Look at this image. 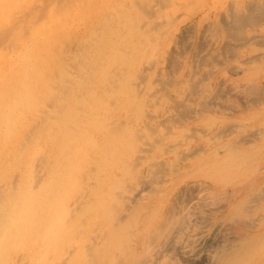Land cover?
<instances>
[{
	"label": "rangeland",
	"instance_id": "obj_1",
	"mask_svg": "<svg viewBox=\"0 0 264 264\" xmlns=\"http://www.w3.org/2000/svg\"><path fill=\"white\" fill-rule=\"evenodd\" d=\"M8 1L11 2L12 0H0V5H1L0 15L4 13L2 12V7H3L2 5L7 4ZM134 1L137 3H135ZM129 2H131L133 5L130 4ZM253 2L256 4H254ZM153 4L154 7L152 6ZM19 6H20L19 9L15 8L16 11H14L15 9L13 10L11 9L10 11H8V13H4V14H9V17L11 18L10 27H3L2 25L4 22L0 23V51L2 55L0 61H5L7 54L11 53L15 49V46L13 44V39H15L16 37H21L22 40L24 39L25 42H28L31 38V35L34 33L33 31H35L36 33L40 31L38 35L40 34L43 35L44 33L42 31L44 32L46 31L44 35L48 36V39H50V42L52 44L50 51L48 52V56H51L52 54L58 55L55 61L56 63L53 66V69L52 66H50V68L52 69L51 72L49 68L44 71L46 74L45 76L47 81L49 78L48 81L49 84L46 90V94L43 97H41L39 101L35 103L37 104L36 106L34 104L35 108H33V112L30 113L31 115H34V117L32 118L30 124L25 130L26 131L25 138L27 140L30 139V137L39 128L42 119H44L46 116H49L54 120H59V123H61L63 127L68 125L67 122H69L70 119L72 118L78 117L79 120V118H81L85 114L83 107L85 106L84 104H86L84 103L85 100L87 101L90 107L92 106V112L94 113L93 115L95 118V120L90 121L92 118L88 117L89 122L87 121V124H91V125L93 124L92 126H94L96 120H97L96 122H99L97 123L98 124L97 126L99 128L97 126L94 129L88 128V132L94 134L93 141L95 145L98 146L99 151L97 152L95 149H89L88 151L90 158L88 159L89 163L85 165L86 166L85 168L84 167L82 168V171L83 169L85 171H83L79 176L80 187L82 192L79 191L80 187L76 189L77 190L76 192H74V194H76L77 197L79 196L78 199L81 200L80 203L84 204L85 206H86L85 203H88L87 205L92 203V206L91 204L89 207L87 206L88 210H86L87 207L84 206L81 209L83 213L78 212L80 209L75 211L73 213L74 218L76 219V217H78V219L77 220L73 219V220L74 222L76 221L77 223H72L73 226L71 227L69 226L70 224L67 225L68 222H66L67 228L66 227H65L66 229L63 228L64 239L66 238L65 236L68 235V234L65 235V232H67L69 233V235L71 234L70 235L71 237L77 239L80 238L83 240L84 245H83V249L82 250L80 249L81 250L80 253L85 258L84 260L82 259L83 257L80 258L82 260L81 262L79 260L77 264H81V263L104 264L105 262H106L105 264L108 263L111 264L110 260L113 256L115 260H113L112 258L111 261L112 264H116L118 262H119L118 264L120 263L129 264V262L130 264H137L140 262L142 264H147V262L148 264H154V263L155 264H161V263L162 264H166V263L167 264H237V263L264 264V244H263L264 243L263 240L264 238V192H263L264 191V57H263L264 45H262L264 44L263 42L264 41L263 39L264 38V17H263L264 0H147V1L146 0H20ZM115 6L118 8H116ZM132 6H134L133 7L134 11ZM138 7L139 9H137ZM140 7L142 8L144 7L143 11L142 8ZM108 8L110 10H108ZM135 8L136 11L138 10V12L140 13L141 11L142 13L144 11L146 12H144L143 16H141L142 14L136 12ZM127 9H129L130 11L127 12ZM81 11H83V13ZM148 11L150 13L152 11V14L150 13L148 14ZM53 12L56 14H62V16L65 18L64 21L62 19L60 23L62 24L65 22L63 25H65V28H67L65 29L66 34L59 36L57 33L56 34L53 33V30L60 25V23L53 22L55 19H49V14L51 13L53 14ZM145 13L147 15H144ZM161 13L162 14L164 13V15H162ZM176 14H178L179 16H176ZM148 15L150 16L149 18ZM153 15L156 17V20L155 17H153ZM108 16L110 17L108 18ZM146 19L148 20V22L146 21ZM77 21H79V24H81L80 27L82 29L74 28L76 27L75 22ZM162 21L163 24H161ZM132 22L133 24L136 25L137 28H135L134 25L132 26ZM144 22L146 23L147 26H145ZM139 23L143 24V26H141ZM122 24L124 25L126 24L124 28H122L123 27ZM129 25H131L132 27L131 26L129 27ZM154 25L157 26L155 27ZM48 26L52 27V29L50 30L51 32L47 29ZM152 26H154L156 29L153 30ZM224 26L227 27L225 28ZM69 28L71 29L69 30ZM143 28L145 30L142 32ZM129 29L132 31H130ZM134 29L135 32H133ZM137 29L138 30L141 29V30L138 32ZM72 32L74 33L72 34ZM136 32L138 35L136 34ZM225 32H228V34ZM130 33L131 35H129ZM144 33L145 34L147 33V36L143 35ZM77 34L79 36H77ZM43 36H39V40L40 38L43 39ZM201 36L203 37L201 38ZM261 39L263 40L261 41ZM116 42L117 43L121 42V43L117 45ZM214 43H218V44H214ZM108 49L111 50L109 53L110 55L120 54L123 55L124 57L122 56V59L117 56L108 55V57H106L105 50ZM60 50L61 52L63 51L62 55H60ZM129 52H131L130 54L132 56L129 54ZM146 53L149 55H147ZM136 56L137 58L140 57L139 61H137L138 59L136 60ZM142 56L146 57L145 60H142L143 59ZM127 58L129 61L127 60ZM131 58H133V61ZM150 60H152V62H150ZM63 62H66V65L65 63L63 64ZM82 62L85 63V65H83ZM149 62L150 64L151 63L153 64L150 65L148 64ZM141 64L143 67L141 66ZM145 65H148L146 66V68L149 69L150 67L151 70L149 69L146 71V69L144 68ZM134 66L136 67V69ZM115 67L116 70H114ZM53 71H55V73H53ZM63 72H65L64 75ZM144 74H147L149 76L147 75L145 76ZM61 75H63V77ZM107 76L110 77L108 78ZM155 76L157 78H155ZM130 77L133 78L134 80L131 79ZM150 77L152 79H150ZM93 78L96 80H94ZM159 78H161V80H159ZM121 80L123 82H121ZM162 81L165 83H163ZM80 84L83 88L79 86ZM85 85H88L87 88L85 87ZM84 88L87 92H91V93L96 92L97 96L95 97L97 98L93 97L90 98L89 100L83 98L84 92H86ZM251 88H253L254 90ZM106 89L108 90V92ZM163 89L165 90V92L163 91ZM167 94L169 96H167ZM72 96H74L75 98L77 97L78 104L76 106L75 104H73V101L71 99ZM92 103L95 104L93 105ZM70 105L75 106V110L78 111L79 115L74 114L73 110H72L73 112L71 110L69 111L68 108L70 107ZM65 106H67V109ZM171 106L174 109L171 108ZM104 107L106 108L104 109ZM64 108H65V112L63 111ZM62 111L64 112V114ZM160 111L162 112V114L160 113ZM92 112L90 111L88 113H92ZM165 114L166 117L169 116L167 117L168 119L165 117ZM70 115L71 117L69 118ZM101 115H104V117ZM134 115L136 116V118ZM172 115L173 117H171ZM67 117L69 118V121ZM169 118H171V120ZM177 118L178 119L180 118L179 121L176 120ZM121 119H123V121ZM143 122H145L146 124ZM159 123H161L162 125H158ZM102 124L103 126H101ZM175 125L177 126V128ZM150 126L152 127L150 128ZM130 127L131 129H129ZM111 130L114 131L113 134ZM202 130L206 132L204 133L202 132ZM116 131L119 132L117 133ZM151 132H154L155 134L152 133L151 136ZM172 132L174 133V135H172L173 134ZM155 135L156 138H154ZM115 137H117V140ZM151 137L154 138L155 140L154 139L152 140ZM108 138L109 139L111 138L109 140L110 143H108L109 142ZM21 144L22 141L20 142V145ZM201 146H203L204 148H202ZM149 147L150 149H146ZM104 149L105 151L108 150L107 151L108 153L105 152ZM199 149H201V151ZM102 150L104 151V153H106L105 155L102 153ZM217 152H219L220 154L218 153L219 154L218 155ZM139 154L140 155L142 154L141 155L142 158L141 156H139ZM181 154L183 157H185V159L182 158ZM104 156H106V158ZM136 157L137 159H135ZM162 158L168 162H166ZM114 160L116 161L113 162ZM161 160H163V162ZM150 161H153L154 163L152 162V164H150ZM132 162L134 163L131 164ZM135 163H137V165ZM138 163H140L142 166L140 167ZM111 164L113 165L112 167ZM128 164L131 166H128ZM162 164L165 166V168L168 169L170 168V169L169 170L165 169ZM148 165L149 167H151L150 168L151 170L153 169L152 170L153 172L149 169ZM124 167L127 168L125 169ZM146 172H151V173H146ZM135 173L137 174L138 177H136ZM146 174L149 175L147 176ZM91 175L92 177H88ZM144 176L147 177L143 179ZM160 176L162 177L164 176V177L161 179ZM82 178H84L85 180ZM135 178H137L136 181L134 180ZM155 178H157L158 181L155 180ZM165 179L167 181H164ZM154 180L156 181V183L154 182ZM159 181L161 182L159 183ZM179 182L182 183V186L181 183ZM178 184L180 187L178 186ZM128 185L130 188L128 187ZM131 185L133 186L132 187L133 189H131ZM108 186H113V187L111 188L109 187L110 188L109 190V188H107ZM134 186L136 189L134 188ZM122 187L124 191L122 190ZM152 188H155L156 190ZM157 188L158 189L161 188L160 191H157ZM149 189L150 191L151 190L153 191L150 192L148 191ZM201 191H203V193ZM104 192L106 194H104ZM119 192L120 194L118 195ZM102 193L104 194L105 197L102 196L103 195ZM206 193L208 194V196H205L207 195ZM128 194L131 196H129ZM115 195L117 196V199ZM110 196H112V199L114 198V200H112ZM137 197H138V201H137ZM96 199L97 201H95ZM167 199L170 200V202ZM93 201L95 202L93 203ZM101 202L106 205L102 204V206H100ZM216 202H218L219 204ZM95 203L98 204L96 205ZM126 203H128L129 205H127ZM109 205L112 206V208ZM98 206L100 207L96 208ZM107 206H109L110 209L109 207L107 208ZM189 206L191 207V209ZM246 206L249 207L250 209L247 208ZM127 207L129 208L128 209L129 211L127 210ZM158 207L159 209H157ZM102 208H105V211ZM106 208L108 209V211H106L107 210ZM113 208L114 210H112ZM132 208L134 210L136 208L137 211L136 210L133 211ZM139 208L140 210H138ZM186 208H188V210ZM115 209L117 212L115 211ZM100 210L103 214L99 212ZM125 212L128 213L125 214ZM129 212L131 215H128ZM155 212L157 217H155L156 216ZM96 213L98 216L96 215ZM115 214L118 217H115ZM124 214L128 216H125ZM100 215H104L105 219L103 218V216L100 217ZM119 215L121 216V218L119 217ZM161 215L162 216L164 215L167 220L165 218L163 219ZM131 216H134L133 219L134 221L131 220L133 218V217L131 218ZM90 217L92 218V220ZM96 217L98 219H96ZM111 218L113 219V221L111 220ZM107 219L109 221H107ZM117 220L120 223L117 222ZM127 220H130L128 221L129 222L128 224L129 225L131 224L132 227L128 226L127 223H126L127 226L124 224L125 221ZM108 222L109 224L105 226L106 223ZM94 223L95 224L98 223V225L96 224V226H94L95 225ZM115 223H119L121 229L118 226L119 224H117V227H115L116 225ZM87 224L89 225V227L86 226ZM123 224L125 226H123ZM77 225L79 227H77ZM111 226L112 228L110 229L109 227ZM133 226L136 227V229L135 228L132 229ZM155 226H157V228ZM229 226H231V228ZM74 227H76L75 230ZM114 227L115 228L119 227V228L118 230L117 229L114 230L113 229ZM107 228H108L107 230L108 232L106 231ZM124 228H126L127 231ZM145 228H149L148 230L151 231L147 233V229ZM257 228L260 230L258 231ZM123 229L125 232H123ZM152 229L155 230L152 231ZM120 232L125 236H122ZM127 232L130 233V236L129 233ZM136 232H139V234L135 235ZM144 232L146 233L144 234ZM199 232L200 234L202 232L204 234L202 233L200 235ZM108 233L109 234L111 233V235H107ZM114 233H116V235ZM149 233H150L149 235L150 238L148 236ZM193 233L196 234L194 235ZM224 233L227 235L226 240L229 242L226 241L223 243L220 242V240L222 241ZM97 234H99L98 235L99 237L97 236ZM101 234L107 235V236L103 235L104 241H103V237L100 236ZM117 234L118 236L121 235L120 236L121 238L124 237L122 238L124 242L122 241L121 238H120L121 240H119V238L116 237ZM93 236L96 237L93 238ZM110 236L112 237L114 236V237L112 238ZM145 236L148 237L146 238ZM106 238L107 240H105ZM127 238L129 239V241L127 240ZM89 239L94 240V245H92V248L90 249V250L92 249L94 250V251L92 250V254L95 255L96 257L99 256L98 258L94 256L96 258L94 260L91 251L89 253H86L87 248L91 246ZM114 240L115 241L119 240V242L114 243ZM258 240L262 242L260 243L258 242ZM99 241L100 242L103 241V242L100 243ZM106 241H108L109 243H107ZM125 241L129 242L130 246L128 245L129 243H126ZM64 242L63 243L65 244V247L69 248L70 245L68 244L70 243L68 242V240L65 239ZM119 243L120 245H118ZM110 244L113 247L111 246L110 248ZM155 244L156 246H159L160 249L156 246L153 247V245ZM252 244H254V246H252ZM86 245L89 246L87 247ZM85 246L87 248H85ZM144 246L147 248H145ZM186 246H187L186 251L189 253V256L183 253V248ZM107 247L110 248V252ZM117 247H119V249L122 247L123 249L122 250L120 249L121 251H118L119 249ZM128 247H131V251ZM149 247H151V249L153 248H157V249H154L152 252V250L149 249ZM96 248H98L100 252L98 249L96 250ZM102 248H103V252L101 253ZM125 248L127 249V251ZM112 249H114L115 251ZM124 249L125 251L123 252ZM258 250L260 251V253H258L259 252ZM97 252H99L98 255L96 254ZM119 253L121 254L119 255ZM140 253L144 257L142 255L140 256ZM149 253H153L152 256ZM87 254H91L92 257L89 256V258L90 257L91 258L89 259L87 257L86 259ZM104 254H106L107 257ZM116 254L119 257H117ZM122 254L123 256H125L124 257L126 259L125 261L124 258H122L123 257ZM127 254L128 256H126ZM147 254H149V256H147ZM133 257L136 259H134ZM119 258L122 259L120 260ZM152 258L155 259L154 261H158V262H154ZM106 259L107 261H105ZM92 260L95 263H93ZM86 261L89 262L87 263ZM134 261H136V263H134Z\"/></svg>",
	"mask_w": 264,
	"mask_h": 264
},
{
	"label": "bare ground",
	"instance_id": "obj_2",
	"mask_svg": "<svg viewBox=\"0 0 264 264\" xmlns=\"http://www.w3.org/2000/svg\"><path fill=\"white\" fill-rule=\"evenodd\" d=\"M19 1L20 0H12L11 2L8 1L7 4L5 5H2V12L4 13H8V11H10L11 9H15V8H18L19 9ZM147 1V0H146ZM106 2V1H105ZM135 2V1H134ZM255 2V1H254ZM253 2V3H254ZM6 3V2H4ZM110 3V2H109ZM130 4H132L131 2H129ZM137 3V2H135ZM146 3V2H144ZM149 3V2H148ZM147 3V4H148ZM162 3V2H161ZM160 4V3H159ZM238 4V3H237ZM256 4V3H254ZM105 5V4H104ZM107 5V4H106ZM113 5V4H112ZM133 5V4H132ZM142 5V4H141ZM145 5V4H144ZM143 5V6H144ZM151 5V4H150ZM1 6V5H0ZM110 6V5H109ZM131 6V5H130ZM148 6V5H147ZM154 7V4L152 5ZM158 6V5H157ZM75 7V6H74ZM105 7V6H104ZM116 7V6H115ZM134 6H132L133 8ZM137 7V6H136ZM260 7V6H259ZM77 8V7H76ZM75 8V9H76ZM118 8V7H116ZM131 8V7H130ZM131 8V9H132ZM142 8V7H140ZM147 8V7H146ZM150 8V7H149ZM152 8V7H151ZM253 8V7H252ZM78 9V8H77ZM76 9V10H77ZM103 9V8H102ZM139 9V7L137 8ZM144 7L142 8V11H143ZM256 9V8H255ZM108 10H110L108 8ZM113 10V9H112ZM123 10V9H122ZM149 10V9H148ZM153 10V9H152ZM264 10V9H263ZM16 11V9L14 10ZM107 11V10H106ZM105 11V12H106ZM114 11V10H113ZM119 11V10H118ZM126 11V10H125ZM130 10L127 9V12H129ZM132 11V10H131ZM133 11H134V8H133ZM135 11H136V8H135ZM141 11V10H140ZM138 12V10L136 12H138L139 14H142L141 16H143V13L146 12L144 11L143 13ZM235 11V10H234ZM238 11V10H237ZM80 12V11H79ZM83 13V11H81ZM101 12V11H100ZM239 12V11H238ZM260 12V11H259ZM1 14L0 16V23L1 22H4L3 23V27H10V23H11V18L9 17V14ZM112 13V12H111ZM119 13V12H118ZM123 13V12H122ZM150 12L148 11V14ZM155 13V12H154ZM158 13V12H157ZM241 13V12H240ZM258 13V12H256ZM13 14V13H12ZM93 14V13H92ZM98 14V13H97ZM130 14V13H129ZM135 14V13H134ZM152 14V11L151 13ZM162 14V13H161ZM168 14V13H166ZM99 15V14H98ZM101 15V14H100ZM104 15V14H103ZM102 15V16H103ZM107 15V14H106ZM121 15V14H120ZM128 15V14H127ZM126 15V16H127ZM144 15H147L146 13ZM164 15V13L162 14ZM13 16V15H12ZM84 16V15H83ZM116 16V15H115ZM124 16V15H123ZM131 16V15H130ZM140 16V17H141ZM176 16H179L178 14H176ZM230 16V15H229ZM250 16V15H249ZM93 17V16H92ZM97 17V16H96ZM110 16H108L109 18ZM120 17V16H119ZM150 16L148 15V18ZM153 17H155L153 15ZM236 17V16H235ZM258 17V16H257ZM264 17V16H263ZM85 18V17H84ZM83 18V19H84ZM88 18V17H87ZM118 18V17H117ZM125 18V17H124ZM123 18V19H124ZM128 18V17H127ZM136 18V17H135ZM145 18V17H144ZM158 18V16H157ZM221 18V17H220ZM241 18V17H240ZM256 18V17H255ZM49 19H55L53 22L54 23H60L61 20L63 19L64 21V17L62 16V14H56L53 12V14H49ZM77 19V18H76ZM98 19V18H97ZM121 19V20H123ZM235 19V18H233ZM17 20V19H16ZM75 20V19H74ZM99 20V19H98ZM118 20V19H117ZM145 20V19H144ZM150 20V19H149ZM155 20H156V17H155ZM175 20V19H174ZM173 20V21H174ZM254 20V19H253ZM257 20V19H256ZM97 21V20H96ZM146 21L148 22V20L146 19ZM258 21V20H257ZM138 22V21H137ZM140 22V21H139ZM225 22V21H224ZM53 23V25H54ZM65 23V22H64ZM64 23H60V25L55 28L53 30V33H57L59 36L61 35H64L66 34V30L67 28H65V25H63ZM76 23V29H80V25L79 24V21L75 22ZM89 23V22H88ZM143 23V22H141ZM145 23V22H144ZM159 23V22H157ZM208 23V22H207ZM222 23V22H221ZM52 24V23H51ZM93 24V23H92ZM131 24V23H130ZM138 24V23H137ZM140 24V23H139ZM153 24V23H152ZM155 24V22H154ZM161 24H163V21L161 22ZM170 24V23H169ZM233 24V22H232ZM242 24V23H241ZM90 25V24H89ZM88 25V27H89ZM124 28V24H122ZM135 26V24H133L132 22V26ZM141 26H143V24H140ZM225 25V24H224ZM246 25V24H245ZM41 26V25H40ZM52 26V25H51ZM51 26H48L47 29L50 31L52 29ZM75 26V25H74ZM131 25H129L130 27ZM131 26V27H132ZM140 26V27H141ZM145 26L146 23H145ZM155 26V25H154ZM152 26V29L155 30L156 26L154 27ZM160 26V24H159ZM230 26V25H229ZM235 26V25H234ZM67 27V26H66ZM72 27V26H71ZM128 27V28H129ZM139 27V28H140ZM166 27V26H165ZM225 27V26H224ZM227 27V26H226ZM225 27V28H226ZM93 28V27H92ZM109 28V27H108ZM111 28V27H110ZM148 28V27H147ZM146 28V29H147ZM241 28V27H240ZM38 29V28H37ZM44 29V28H43ZM71 28H69L70 30ZM82 29V28H81ZM88 29V28H87ZM160 29V28H159ZM41 30V29H40ZM74 30V29H73ZM89 30V29H88ZM92 30V29H91ZM113 30V29H112ZM130 30V29H129ZM138 30V29H137ZM136 30V31H137ZM141 30V29H140ZM138 30V32L140 31ZM145 29L143 28L142 32L144 31ZM150 30V29H149ZM148 30V31H149ZM240 30V29H239ZM38 31V30H37ZM42 31V30H41ZM127 31V30H126ZM132 31V30H130ZM215 31V30H214ZM233 31V30H232ZM34 33L31 35V38L28 42H25L24 39L22 40L21 37H16L15 39H13V44L15 46V49L11 52V53H8L7 56H6V59L5 61H0V264H77L78 261L83 259L85 257H83L81 255V250L83 249V240L82 239H77V238H74V237H71L69 235V233L65 232V239L68 240V242L70 244L69 248H66L65 247V239L63 237L64 233H63V228L66 229L67 225L69 226H73L72 223H77L76 221L74 222L73 219L74 218V212L77 211L78 209H80L78 212L80 213H83V211H81V209L85 206L84 204L80 203L81 200H79V196L77 197L76 194H74V192H76L79 187H80V180H79V176L80 174L85 171L83 169L82 171V168L86 167L85 165L89 163V154H88V151L89 149H95L97 152L99 151L98 150V146L95 145L94 141H93V135L94 134H91L88 132V128H96V126L98 125L97 123L99 122H96L95 121V125L92 126L91 124H87V121L89 122V118L88 117H91L92 120H95L94 118V113L92 112V106L90 107L89 104L87 103V101L85 100L84 104L85 106L84 107V112L85 114L79 118L78 120V117L76 118H72L70 119L69 121V118L71 117V115L69 116L68 118V121L66 126H62L61 123H59V120H54L53 118L49 117V116H46L44 119H42L40 125H39V128L36 130V132L30 137L29 140H27L25 138V130L26 128L28 127V125L30 124L32 118L34 117V115H31L30 113L33 112V108L34 107V104L39 101V99L41 97H43L45 94H46V90H47V87H48V84H49V78H48V81L46 79V74H45V70L49 68L50 72L51 70L53 69V66L55 65V61L57 59V54H52L51 56H48V52L50 51V48L52 46L51 42H50V39H48V36L44 35L45 32L42 31L44 34L43 35H38V33L40 32H35L33 31ZM51 32V31H50ZM71 32V31H69ZM114 32V31H113ZM135 32V29L134 31ZM150 32V31H149ZM155 32V31H154ZM157 32V31H156ZM202 32V31H201ZM209 32V31H208ZM212 32V31H211ZM235 32V31H234ZM49 33V32H48ZM74 32H72L73 34ZM78 33V31H77ZM91 33V32H90ZM126 33V32H125ZM132 33V32H131ZM131 33L129 35H131ZM228 34V32H225ZM240 33V32H239ZM47 34V33H46ZM68 34V33H67ZM86 34V32H85ZM89 34V33H88ZM87 34V35H88ZM128 34V33H127ZM137 34V32H136ZM70 35V34H69ZM76 35V34H75ZM100 35V34H99ZM119 35V33H118ZM138 35V34H137ZM143 35H146L147 36V33L143 34ZM180 35V34H179ZM220 35V34H219ZM231 35V34H230ZM254 35V34H253ZM39 36H43V39L40 38L39 40ZM77 36H79L77 34ZM93 36V35H92ZM123 36V35H122ZM125 36V35H124ZM135 36V34H134ZM145 36V37H146ZM237 36V35H236ZM82 37V36H81ZM108 37V36H107ZM127 37V36H126ZM132 37V36H131ZM138 37V36H137ZM140 37V36H139ZM175 37V36H174ZM203 36H201L202 38ZM208 37V36H207ZM226 37V36H225ZM252 37V36H251ZM76 38V36H75ZM93 38V37H92ZM143 38V37H141ZM148 38V37H147ZM214 38V37H213ZM86 39V38H85ZM107 39V38H106ZM253 39V38H252ZM264 39V38H263ZM261 39V41L263 40ZM121 40V38H120ZM124 40V39H123ZM131 40V39H130ZM135 40V38H134ZM138 40V39H137ZM140 40V39H139ZM248 40V39H247ZM41 41V42H40ZM78 41V40H77ZM95 41V40H94ZM112 41V40H111ZM173 41V40H172ZM225 41V40H224ZM260 41V40H259ZM114 42V41H113ZM112 42V43H113ZM126 42V41H125ZM135 42V41H134ZM257 42V41H256ZM264 42V41H263ZM75 43V42H74ZM117 43V42H116ZM121 42L117 43L120 44ZM226 43V42H225ZM78 44V43H77ZM109 44V43H108ZM111 44V43H110ZM123 44V43H122ZM140 44V43H139ZM214 44H218V43H214ZM262 44V43H261ZM67 45V44H66ZM76 45V44H74ZM133 45V44H132ZM135 45V44H134ZM233 45V44H232ZM264 45V44H262ZM61 46V45H60ZM73 46V45H72ZM115 46V45H114ZM139 46V45H138ZM153 46V45H152ZM238 46V45H237ZM74 47V46H73ZM72 47V49H73ZM77 47V46H76ZM105 47V46H104ZM117 47V46H116ZM128 47V46H127ZM126 47V48H127ZM143 47V46H141ZM147 47V46H146ZM174 47V46H173ZM183 47V46H182ZM259 47V46H258ZM263 47V46H262ZM59 48H62V47H59ZM107 48V47H106ZM115 48V47H114ZM224 48V47H223ZM257 48V46H256ZM70 49V48H69ZM132 49H135V48H132ZM225 49V48H224ZM63 50V49H61ZM60 50V55L63 54V51L61 52ZM89 50V48H88ZM92 50V49H91ZM114 50V49H113ZM184 50V49H183ZM235 50V49H234ZM66 51V50H65ZM72 51V50H71ZM106 52V57L109 56H117L119 58L122 59V56L123 55H110V49L108 50H105ZM180 51V50H179ZM204 51V50H203ZM223 51V50H222ZM67 52V51H66ZM73 52V51H72ZM87 52V51H86ZM121 52V51H120ZM173 52V51H172ZM176 52V51H175ZM233 52V51H232ZM52 53V52H51ZM131 52H129L130 54ZM229 53V52H228ZM126 54V53H125ZM138 54V53H137ZM136 54V55H137ZM147 54V53H146ZM177 54V53H176ZM0 55H1V51H0ZM66 55V54H65ZM87 55V54H86ZM131 55V54H130ZM134 55V54H133ZM149 55V54H147ZM154 55V54H153ZM205 55V54H204ZM234 55V54H233ZM64 56V55H63ZM132 56V55H131ZM130 56V57H131ZM140 56V54H139ZM145 56V54H144ZM2 57V55L0 56V58ZM62 57V56H61ZM124 57V56H123ZM127 57V56H126ZM134 57V56H133ZM143 57V56H142ZM198 57V56H197ZM245 57V56H244ZM259 57V56H258ZM264 57V56H263ZM63 58V57H62ZM82 58V57H81ZM103 58V57H102ZM140 58V57H139ZM139 58H137L136 56V60L139 61ZM146 57H143L142 60H145ZM160 58V57H159ZM180 58V57H179ZM247 58V57H246ZM251 58V57H250ZM95 59V58H94ZM92 59V60H94ZM132 61H133V58H131ZM148 59V57H147ZM217 59V58H216ZM86 60V59H85ZM116 60V59H115ZM128 60V58H127ZM155 60V59H154ZM153 60V61H154ZM158 60V59H157ZM203 60V59H202ZM201 60V61H202ZM251 60V59H250ZM64 61V60H63ZM100 61V60H99ZM120 61V59H119ZM125 61V60H123ZM122 61V62H123ZM129 61V60H128ZM148 61V60H147ZM146 61V62H147ZM159 61V60H158ZM200 61V60H199ZM242 61V60H241ZM96 62V61H94ZM127 62V61H126ZM143 62V61H142ZM150 62H152V60H150ZM150 62L148 64H150ZM156 62V61H155ZM193 62V61H192ZM191 62V63H192ZM206 62V61H205ZM209 62V61H208ZM65 63L66 65V62H63V64ZM125 63V62H124ZM159 63V62H158ZM198 63V62H197ZM83 65H85V63L82 62ZM108 64V63H106ZM139 64V63H138ZM153 63H151L150 65H152ZM182 64V63H181ZM203 64V63H202ZM222 64V63H221ZM62 65V64H61ZM110 65V64H109ZM177 65V64H176ZM219 65V64H218ZM223 65V64H222ZM50 66H52V69L50 68ZM64 66V65H63ZM62 66V67H63ZM91 66V65H90ZM96 66V65H95ZM107 66V65H106ZM105 66V67H106ZM128 66V65H127ZM142 66V64H141ZM146 66L148 65H145V69L146 71L147 70H151V68L149 67L146 68ZM201 66V65H200ZM60 67V66H59ZM58 67V68H59ZM61 67V68H62ZM98 67V66H97ZM118 67V66H117ZM133 67V66H132ZM135 67V66H134ZM138 67V66H137ZM143 67V66H142ZM158 67V66H157ZM160 67V66H159ZM169 67V66H168ZM64 68V67H63ZM130 68V67H129ZM181 68V67H180ZM234 68V67H233ZM110 69V68H109ZM126 69V68H124ZM136 69V67H135ZM140 69V68H139ZM159 69V68H158ZM101 70V69H100ZM114 70H116V67L114 68ZM130 70V69H129ZM144 70V69H143ZM161 70V68H160ZM159 70V71H160ZM84 71V70H83ZM158 71V72H159ZM201 71V70H200ZM113 72V71H112ZM128 72V71H126ZM143 72V71H142ZM149 72V71H148ZM53 73H55V71H53ZM132 73V72H131ZM134 73V71H133ZM136 73V72H135ZM141 73V72H140ZM194 73V72H193ZM62 74V73H61ZM65 74V72H63V75ZM93 74V73H92ZM101 74V72H100ZM105 74V73H104ZM124 74V73H123ZM127 74V73H126ZM153 74V73H152ZM162 74V73H161ZM160 74V75H161ZM186 74V73H185ZM189 74V73H188ZM63 75H61L63 77ZM95 75V74H94ZM110 75V74H109ZM130 75V74H129ZM145 76L147 74H144ZM159 75V76H160ZM183 75V74H182ZM91 76V75H90ZM125 76V75H124ZM132 76V75H131ZM149 76V75H147ZM152 76V75H151ZM157 76V75H156ZM155 76V78H157ZM166 76V75H165ZM186 76V75H185ZM184 76V77H185ZM61 77V79H62ZM93 77V76H92ZM96 77V76H95ZM105 77V76H104ZM108 77V76H107ZM110 77V76H109ZM108 77V78H109ZM127 77V76H126ZM135 77V76H134ZM174 77V76H172ZM212 77V76H211ZM86 78V77H85ZM119 78V77H118ZM124 78V77H123ZM131 78V77H130ZM146 78V77H145ZM144 78V79H145ZM169 78V77H168ZM178 78V77H176ZM84 79V78H83ZM92 79V78H91ZM94 79V78H93ZM107 79V78H106ZM133 79V78H131ZM149 79V78H148ZM150 79H152L150 77ZM183 79V78H182ZM200 79V78H199ZM202 79V78H201ZM85 80V79H84ZM90 80V79H89ZM96 80V79H94ZM102 80V79H101ZM108 80V79H107ZM134 80V79H133ZM136 80H137V77H136ZM135 80V81H136ZM159 80H161V78H159ZM98 81V80H97ZM129 81V80H127ZM165 81V80H164ZM168 81V80H166ZM48 82V83H47ZM75 82V81H74ZM84 82V81H83ZM104 82V81H103ZM111 82V81H110ZM121 82H123L121 80ZM151 82V81H149ZM153 82V81H152ZM163 82V81H162ZM174 82V81H173ZM181 82H184V81H181ZM82 83V82H81ZM91 83V82H90ZM161 83V82H160ZM165 83V82H163ZM77 84V83H76ZM151 84V83H150ZM181 84V83H180ZM202 84V83H201ZM123 85V83H122ZM141 85V84H140ZM157 85V84H156ZM159 85V83H158ZM240 85V84H239ZM81 86V84L79 85ZM88 85H85V87L87 88ZM90 86V85H89ZM93 86V85H91ZM97 86V85H96ZM111 86V85H110ZM119 86V85H118ZM117 86V88H118ZM130 86V85H129ZM145 86V85H144ZM197 86V85H196ZM204 86V85H203ZM253 86V85H252ZM82 87V86H81ZM228 87V86H227ZM83 88V87H82ZM107 88V87H106ZM156 88V87H155ZM194 88V87H193ZM218 88V87H217ZM240 88V87H239ZM254 88V87H253ZM251 88V89H253ZM78 89V88H77ZM90 89V88H88ZM96 89V88H95ZM141 89V88H140ZM157 89V88H156ZM160 89V88H159ZM198 89V88H197ZM202 89V88H201ZM221 89V88H220ZM219 89V90H220ZM250 89V91H251ZM65 90V89H64ZM76 90V89H75ZM83 90V89H82ZM85 90V88H84ZM83 90V91H84ZM107 90V89H106ZM105 90V91H106ZM119 90V88H118ZM117 90V91H118ZM145 90V88H144ZM148 90V88H147ZM150 90V89H149ZM254 90V89H253ZM70 91V90H69ZM78 91V90H77ZM81 91V90H80ZM86 91V90H85ZM104 91V92H105ZM114 91V90H113ZM121 91V90H120ZM163 91L165 92V90L163 89ZM204 91V90H203ZM249 91V92H250ZM79 92V91H78ZM108 92V90H107ZM110 92V91H109ZM167 92V91H166ZM188 92V91H187ZM199 92V90H198ZM253 92V91H252ZM255 92V91H254ZM113 93V92H112ZM123 93H126V92H123ZM146 93V92H145ZM155 93V92H153ZM162 93V92H161ZM169 93V92H168ZM262 93V92H261ZM116 94V93H115ZM142 94V93H141ZM148 94V93H147ZM247 94V93H246ZM256 94V93H254ZM258 94V93H257ZM111 95V94H110ZM173 95V94H172ZM211 95V94H210ZM216 95V94H215ZM242 95V94H240ZM56 96V95H55ZM58 96V95H57ZM97 96L96 95V92L95 93H91V92H84V97L85 99H90V98H97L95 97ZM152 96V94H151ZM167 96H169L167 94ZM191 96V95H190ZM234 96V95H233ZM238 96V95H237ZM244 96V95H243ZM261 96V94H260ZM109 97V96H108ZM111 97V96H110ZM173 97V96H172ZM253 97V96H252ZM79 98V97H78ZM81 98V97H80ZM133 98V97H132ZM171 98V97H170ZM237 98V97H236ZM66 99V98H65ZM72 101H73V104H75V106L78 104L77 103V97L75 98L74 96L71 97ZM82 99V98H81ZM99 99V98H98ZM117 99V98H116ZM184 99V98H183ZM206 99V98H205ZM239 99V98H238ZM245 99V98H244ZM251 99V98H250ZM253 99V98H252ZM95 100V99H94ZM108 100V99H107ZM148 100V99H147ZM240 100V99H239ZM247 100V98H246ZM63 101V100H61ZM60 101V102H61ZM92 101V100H91ZM90 101V102H91ZM106 101V100H105ZM128 101V100H127ZM188 101V100H187ZM80 102V101H78ZM100 102V101H99ZM104 102V101H103ZM119 102V101H118ZM121 102V101H120ZM175 102V101H174ZM185 102V101H183ZM210 102V101H209ZM254 102V101H253ZM42 103V102H41ZM105 103V102H104ZM107 103V102H106ZM124 103V102H123ZM122 103V104H123ZM149 103V102H148ZM166 103V102H165ZM181 103V102H180ZM188 103V102H187ZM186 103V104H187ZM215 103V102H214ZM251 103V102H250ZM80 104V103H79ZM82 104H83V101H82ZM93 104V103H92ZM95 104V103H94ZM93 104V105H94ZM108 104V103H107ZM174 104V103H172ZM206 104V102H205ZM221 104V103H220ZM37 104H35L36 106ZM64 105V104H63ZM100 105V103H99ZM102 105V104H101ZM104 105V104H103ZM190 105V104H189ZM68 106V105H67ZM67 106L66 109H67ZM75 106H71L68 108L69 111L73 110L74 111V114H78V111L75 110ZM79 106V105H78ZM135 106V105H134ZM215 106V105H214ZM228 106V105H227ZM60 107V106H59ZM90 107V108H89ZM98 107V106H97ZM103 107V106H102ZM122 107V105H121ZM168 107V106H167ZM175 107V105H174ZM179 107V106H178ZM233 107V106H232ZM94 108V107H93ZM106 107H104L105 109ZM111 108V107H110ZM171 108H173L171 106ZM228 108V107H227ZM87 109V110H86ZM98 109H101V108H98ZM124 109V107H123ZM122 109V110H123ZM145 109V108H144ZM142 109V110H144ZM150 109V108H149ZM167 109V108H165ZM174 109V108H173ZM200 109V108H199ZM221 109V108H220ZM97 110V109H96ZM95 110V111H96ZM117 110V109H116ZM162 110V109H161ZM169 110V109H167ZM215 110V109H214ZM65 112V108L63 110ZM62 111V112H63ZM72 111V112H73ZM92 112V113H88V112ZM104 111V110H103ZM164 111V110H163ZM63 112V114H64ZM67 112V111H66ZM97 112V111H96ZM154 112V111H153ZM193 112V111H192ZM199 112V111H198ZM69 113V112H68ZM67 113V114H68ZM90 115H88V114ZM160 113L162 114V112L160 111ZM62 114V113H61ZM73 114V115H74ZM108 114V113H107ZM115 114V113H114ZM170 114V112H169ZM201 114V113H200ZM136 115V114H135ZM134 115V116H135ZM156 115V114H155ZM175 115V113H174ZM98 116V115H97ZM104 117V115H101ZM151 116V115H150ZM158 116V115H157ZM160 116V115H159ZM179 116V115H178ZM156 117V116H155ZM165 117H166V114H165ZM169 117V116H167ZM166 117V118H167ZM173 117V115L171 116ZM180 117V116H179ZM65 118V117H64ZM100 118V117H99ZM136 118V116H135ZM161 118V117H160ZM163 118V117H162ZM193 118V117H192ZM63 119V118H62ZM98 119V117H97ZM127 119V118H126ZM168 119V118H167ZM171 120V118H169ZM180 119V118H179ZM179 119L177 118L176 120L179 121ZM184 119V118H183ZM77 120V121H76ZM123 121V119H121ZM120 120V121H121ZM125 120V119H124ZM61 121V120H60ZM64 121V120H63ZM99 121V120H98ZM161 121V120H159ZM163 121V120H162ZM166 121V120H165ZM164 121V122H165ZM184 121V120H183ZM186 121V120H185ZM94 122V121H93ZM92 122V123H93ZM101 122V121H100ZM127 122V121H126ZM146 122V121H145ZM143 122V123H145ZM170 122V121H168ZM173 122V120H172ZM103 123V121H102ZM175 123V121H174ZM178 123V122H177ZM180 123V122H179ZM64 124V123H63ZM146 124V123H145ZM163 124V122H162ZM161 123H159L158 125H162ZM182 124V123H181ZM50 125V126H49ZM89 125V126H87ZM91 125V126H90ZM118 125V123H117ZM153 125V124H152ZM103 126V124L101 125ZM100 126V127H101ZM167 126V125H166ZM164 126V127H166ZM176 126V125H175ZM98 127V126H97ZM113 127V126H112ZM125 127V126H124ZM152 126H150L151 128ZM155 127V126H154ZM174 127V126H173ZM99 128V127H98ZM97 128V129H98ZM111 128V127H110ZM142 128V127H141ZM156 128V127H155ZM177 128V126H176ZM180 128V127H178ZM114 129V128H113ZM131 129V127L129 128ZM146 129V128H145ZM144 129V130H145ZM175 129V128H174ZM205 129V128H204ZM121 130V129H120ZM167 130H168V127H167ZM171 130V129H170ZM260 130V129H259ZM101 131V130H100ZM99 131V132H100ZM108 131V130H107ZM112 131V130H111ZM109 131V132H111ZM131 131V130H130ZM129 131V133H130ZM141 131V130H140ZM146 131V130H145ZM150 131V130H149ZM157 131V130H156ZM114 131H112V134H113ZM117 132V131H116ZM119 132V131H118ZM117 132V133H118ZM170 132V131H168ZM202 132H204L202 130ZM206 132V131H205ZM204 132V133H205ZM211 132V131H210ZM117 133H116V136H117ZM132 133V132H131ZM152 133L154 132H151V136H152ZM158 133V132H157ZM173 133V132H172ZM209 133V132H208ZM222 133V132H220ZM255 133V132H254ZM111 134V133H109ZM124 134V133H123ZM150 134V132H149ZM155 134V133H154ZM176 134V133H175ZM135 135V134H134ZM133 135V136H134ZM164 135V134H163ZM174 135V133L172 134ZM194 135V134H193ZM107 136V135H106ZM124 136V135H123ZM150 136V135H149ZM188 136V135H187ZM251 137V136H250ZM104 138V137H103ZM107 138V137H106ZM113 138V137H112ZM116 140H117V137H115ZM140 138V137H139ZM145 138V137H144ZM152 138V137H151ZM156 138V135L155 137ZM152 138V140L154 139ZM194 138H197V137H194ZM111 139V138H110ZM108 138V141L110 140ZM122 139V138H121ZM162 139V138H161ZM217 139V138H216ZM252 139V138H251ZM106 140V139H105ZM150 140V139H149ZM155 140V139H154ZM160 140V139H159ZM185 140V139H184ZM22 141V144L20 145V142ZM97 141V140H95ZM107 141V140H106ZM114 141V139H113ZM133 141V140H132ZM135 141V140H134ZM156 142V141H155ZM110 143V141L108 142ZM117 143V142H115ZM146 143V142H145ZM151 143V142H150ZM104 144V143H103ZM114 144V143H113ZM129 144V143H128ZM149 144V143H148ZM152 144V143H151ZM230 144V143H229ZM143 145V143H142ZM168 145V144H167ZM100 146V145H99ZM123 146V145H122ZM141 146V145H140ZM162 146V145H161ZM169 146V145H168ZM167 146V147H168ZM171 146V145H170ZM117 147V146H116ZM125 147V146H124ZM154 147V146H153ZM163 147V146H162ZM202 148H204L203 146H201ZM142 148V147H141ZM156 148V146H155ZM196 148V146H195ZM199 148V147H198ZM118 149V148H116ZM125 149V148H124ZM123 149V150H124ZM144 149V148H143ZM146 149H150L149 148H146ZM165 149V148H164ZM153 150V149H152ZM150 150V151H152ZM184 150V149H183ZM201 151V149H199ZM105 151V149H104ZM104 151L102 150V153L105 155L106 153H104ZM108 150H106L105 152H107ZM110 151V150H109ZM119 151V150H118ZM129 151V150H128ZM139 151V149H138ZM141 151V150H140ZM145 151V150H143ZM167 151V150H166ZM171 151V150H170ZM190 151V150H189ZM198 151V150H197ZM199 151V152H200ZM225 151V150H224ZM95 152V151H94ZM164 152V150H163ZM216 152V151H214ZM108 153V152H107ZM114 153V152H113ZM140 153V152H139ZM191 153V152H190ZM194 153V152H193ZM219 152H217L218 154ZM229 153V152H228ZM96 154V153H95ZM122 154V153H121ZM138 154V153H137ZM167 154V153H166ZM175 154H176V151H175ZM195 154H198V153H195ZM213 154V153H212ZM220 154V153H219ZM218 154V155H219ZM116 155V154H115ZM142 155V154H141ZM139 154V156H141ZM147 155V154H146ZM153 155V154H152ZM179 155V154H178ZM217 155V156H218ZM225 155V154H224ZM99 156V155H98ZM109 156V155H108ZM111 156V155H110ZM123 156V155H122ZM129 156V155H128ZM136 156V155H135ZM182 156V154H181ZM179 156V157H181ZM183 156H184V153H183ZM183 159H185V157H183ZM186 156V155H185ZM216 156V157H217ZM103 157V156H102ZM106 158V156H104ZM144 157V156H143ZM154 157V156H153ZM176 157V156H175ZM142 158V156H141ZM170 158V157H169ZM228 158V157H227ZM230 158V157H229ZM232 158V157H231ZM114 159V158H113ZM118 159V158H117ZM137 159V157L135 158ZM156 159V158H154ZM163 159V158H162ZM166 159V157H165ZM163 159V160H165ZM171 159V158H170ZM181 159V158H179ZM226 159V158H224ZM93 160V159H92ZM106 160V159H105ZM110 160V159H109ZM163 160H161L163 162ZM223 160V159H222ZM233 160V159H232ZM231 160V161H232ZM104 161V160H103ZM116 160H114L113 162H115ZM166 161V160H165ZM219 161V160H218ZM248 161V160H247ZM98 162V160H97ZM112 162V163H113ZM136 162V160H135ZM139 162H140V159H139ZM153 161H150V164H152ZM159 162V161H157ZM168 162V161H166ZM178 162V161H177ZM105 163V162H104ZM102 163V164H104ZM134 162H132L131 164H133ZM146 163V161H145ZM154 163V162H153ZM156 163V162H155ZM171 163V161H170ZM220 163H221V160H220ZM107 164H108V161H107ZM114 164V163H113ZM117 164V163H116ZM137 165V163H135ZM140 165V167L142 166L140 163H138ZM149 164V163H147ZM165 164V163H164ZM219 164V163H217ZM91 165V164H90ZM145 165V164H144ZM154 165V164H153ZM163 165V164H162ZM177 165V164H176ZM180 165V164H179ZM183 165V164H181ZM185 165V164H184ZM100 166V165H98ZM113 165L111 164V167ZM118 166V165H117ZM128 166H131L128 164ZM151 166V165H150ZM156 166V165H155ZM161 166V165H160ZM164 166V165H163ZM174 166V165H173ZM104 167V166H103ZM102 167V168H103ZM149 167V165H148ZM154 167V166H153ZM98 168V167H97ZM115 168V167H114ZM125 168V167H124ZM127 168V167H126ZM125 168V169H126ZM134 168V167H133ZM151 167H149L150 169ZM165 168V166H164ZM139 169V168H138ZM163 169V168H162ZM167 170H169L168 168H165ZM164 169V171H165ZM174 169V168H173ZM172 169V170H173ZM97 170V169H96ZM112 170V169H111ZM137 170V169H135ZM151 170V169H150ZM153 170V169H152ZM151 170V171H152ZM100 171V170H99ZM124 171V170H123ZM155 171V170H154ZM159 171V170H158ZM178 171V170H177ZM87 172V170H86ZM109 172V171H108ZM153 172V171H152ZM156 172V171H155ZM170 172V171H169ZM128 173V172H127ZM130 173V171H129ZM144 173V172H143ZM146 173H151V172H146ZM157 173V172H156ZM167 173V172H166ZM171 173V172H170ZM88 174V172H87ZM97 174V173H96ZM134 174V173H133ZM136 174V173H135ZM153 174V173H152ZM159 174V173H158ZM176 174V173H175ZM115 175V174H114ZM132 175V174H131ZM130 175V176H131ZM140 175V174H139ZM145 175V174H144ZM147 175V174H146ZM149 175V174H148ZM147 175V176H148ZM160 175V174H159ZM162 175V174H161ZM174 175V174H173ZM107 176V175H106ZM117 176V175H116ZM146 176V177H147ZM153 176V175H152ZM88 177H92L91 176H88ZM121 177V176H120ZM136 177L137 174H136ZM140 177V176H139ZM142 177V176H141ZM145 176L143 177V179L146 178ZM151 177V175H150ZM158 177V176H157ZM164 177V176H163ZM162 176H160V178L162 179L163 178ZM168 177V176H167ZM107 178V177H106ZM117 178V177H116ZM123 178V176H122ZM121 178V179H122ZM126 178V177H125ZM171 178V176H170ZM168 178V179H170ZM84 179V178H82ZM87 179V178H86ZM100 179V178H99ZM112 179V177H111ZM132 179V178H131ZM137 178H135L134 180L136 181ZM151 179H154V178H151ZM150 179V180H151ZM159 179V180H161ZM167 179V178H166ZM164 180V181H167V180ZM175 179V178H174ZM189 179V178H188ZM85 180V179H84ZM89 180V179H88ZM107 180V179H106ZM130 180V178H129ZM140 180V179H139ZM155 180H157V178H155ZM154 180V182L156 183V181ZM82 181V180H81ZM100 181V180H99ZM104 181H105V178H104ZM103 181V182H104ZM117 181V180H116ZM142 181V179H141ZM139 181V182H141ZM152 181V180H151ZM158 181V180H157ZM114 182V181H113ZM125 182V181H124ZM138 182V184H139ZM149 182V181H148ZM161 181H159L160 183ZM169 182V181H168ZM86 183V182H85ZM84 183V184H85ZM106 183V182H105ZM115 183V182H114ZM120 183V181H119ZM145 183V182H144ZM152 183V182H150ZM181 183V182H179ZM82 184V183H81ZM98 184V183H97ZM124 184V183H122ZM133 184V183H131ZM137 184V183H136ZM141 184V183H140ZM166 184V183H165ZM83 185V184H82ZM108 185V184H107ZM118 185V184H117ZM126 185V184H125ZM143 185V184H142ZM94 186V185H93ZM96 186V185H95ZM116 186V185H114ZM127 186V185H126ZM155 186V185H154ZM172 186V185H171ZM174 186V185H173ZM177 186V185H176ZM179 186V184H178ZM181 186H182V183H181ZM99 187V186H98ZM101 187V186H100ZM111 188L113 186H108L107 188ZM119 187V186H117ZM129 187V185H128ZM133 186L131 185V189ZM153 187V185H152ZM170 187V186H169ZM180 187V186H179ZM93 188V187H92ZM91 188V189H92ZM109 188V190H110ZM115 188V187H114ZM125 188V186H124ZM130 188V187H129ZM135 188V186H134ZM164 188V187H163ZM174 188V187H173ZM101 189V188H100ZM106 189V188H105ZM113 189V188H112ZM136 189V188H135ZM151 189V188H150ZM150 189L148 191H150ZM154 190H156L155 188H152ZM161 188H157V191H160ZM184 189V188H183ZM89 190V189H88ZM96 190H97V187H96ZM122 190H123V187H122ZM138 190V189H137ZM140 190V188H139ZM143 190V189H142ZM163 190V189H162ZM262 190V189H261ZM81 191V187H80V190ZM95 191V190H94ZM112 191V190H111ZM124 191V190H123ZM130 191V190H129ZM153 191V190H151ZM150 191V192H151ZM177 191V190H176ZM182 191V190H181ZM82 192V191H81ZM100 192V191H99ZM172 192V191H171ZM189 192V191H188ZM203 193V191H201ZM200 192V193H201ZM249 192V191H248ZM260 192V191H258ZM264 192V191H263ZM79 193V192H77ZM113 193V192H112ZM143 193V192H142ZM146 193V192H145ZM153 193V192H152ZM175 193V192H174ZM82 194V193H81ZM89 194V193H88ZM103 194V193H102ZM104 194H106L104 192ZM104 194L102 196H104ZM120 194V192L118 193V195ZM137 194V193H136ZM171 194V193H170ZM188 194V193H187ZM207 194V193H206ZM79 195V194H78ZM95 195V194H94ZM93 195V196H94ZM99 195V194H98ZM121 195H122V192H121ZM129 195V194H128ZM127 195V196H128ZM139 195V194H138ZM142 195V194H140ZM153 195V194H151ZM175 195V194H174ZM173 195V196H174ZM116 196V195H115ZM124 196V195H123ZM131 196V195H129ZM128 196V197H129ZM160 196V195H159ZM203 196V195H202ZM201 196V197H202ZM205 196H208L205 195ZM227 196V195H226ZM82 197V196H81ZM105 197V196H104ZM111 199H112V196H110ZM121 197V196H120ZM126 197V196H125ZM136 197V196H135ZM150 197V196H149ZM250 197V196H249ZM258 197V196H257ZM85 198V197H84ZM83 198V199H84ZM102 198V197H101ZM119 198V197H118ZM132 198V197H130ZM129 198V199H130ZM141 198V197H140ZM171 198V197H170ZM189 198V197H188ZM193 198V197H192ZM198 198V197H197ZM255 198V197H254ZM252 198V199H254ZM99 199V198H97ZM97 199L95 201H97ZM105 199V198H104ZM116 199H117V196H116ZM124 199V198H123ZM126 199V198H125ZM101 200V199H100ZM114 200V198L112 199ZM131 200V199H130ZM134 200V199H133ZM140 200V199H139ZM168 200V199H167ZM166 200V201H167ZM192 200H195V199H192ZM201 200V199H199ZM198 200V201H199ZM210 200V199H209ZM93 201V203L95 202ZM137 201H138V197H137ZM170 202V200H168ZM174 201V200H173ZM217 201V200H216ZM106 202V201H105ZM124 202V200H123ZM133 202V201H132ZM168 202V203H169ZM191 202V201H190ZM205 202V201H204ZM222 202V201H221ZM255 202V201H254ZM129 203V202H128ZM128 203H126L127 205H129ZM135 203V202H134ZM133 203V204H134ZM141 203V202H140ZM149 203V201H148ZM193 203V202H192ZM203 203V202H202ZM201 203V204H202ZM206 203V202H205ZM218 203V202H216ZM258 203V202H257ZM86 206L85 207H89L90 204L92 206V203H90L89 205H87L88 203H85ZM96 205L98 203H95ZM100 204V203H99ZM102 202H101V205L102 206ZM122 204V203H121ZM124 204V203H123ZM125 204V205H126ZM139 204V203H138ZM200 204V203H199ZM219 204V203H218ZM222 204V203H221ZM103 205H106V204H103ZM108 205V204H107ZM137 205V203H136ZM168 205V204H167ZM189 205V204H188ZM94 206V205H93ZM100 206L96 207V208H99ZM110 206V205H109ZM107 206V208L109 207ZM142 206V205H141ZM177 206V205H176ZM175 206V207H176ZM212 206V205H211ZM88 207L86 210H88ZM104 207V206H103ZM112 208V206H110ZM109 207V209H110ZM137 207V206H136ZM143 207V206H142ZM140 207V208H142ZM161 207V206H159ZM159 207L157 209H159ZM190 207V206H189ZM188 207V208H189ZM247 207V206H246ZM91 208V207H90ZM89 208V210H90ZM95 208V207H94ZM106 208V209H107ZM126 208V207H124ZM140 208L138 210H140ZM165 208V207H164ZM163 208V210H164ZM188 208H186L188 210ZM209 208V207H208ZM249 208V207H247ZM93 209V208H92ZM104 209L105 211V208H102ZM101 209V210H102ZM129 208L127 207V210ZM156 209V210H157ZM191 209V207H190ZM250 209V208H249ZM101 210L99 212H101ZM114 210V208L112 209ZM133 211L135 210L132 208ZM144 210V209H143ZM155 210V211H156ZM162 210V209H161ZM186 210V211H187ZM198 210V209H197ZM85 211V209H84ZM108 211V209L106 210ZM116 211V209H115ZM129 211V210H128ZM131 211V212H133ZM137 211V210H136ZM145 211V210H144ZM199 211V210H198ZM215 211H216V208H215ZM245 211V210H244ZM89 212V211H88ZM98 212V213H99ZM117 212V211H116ZM121 212V211H120ZM159 212V211H158ZM176 212V211H175ZM190 212V211H189ZM93 213V212H92ZM102 213V212H101ZM112 213V212H111ZM123 213V212H122ZM128 213V212H127ZM125 212V214H127ZM136 213V212H135ZM134 213V214H135ZM165 213V212H164ZM163 213V214H164ZM87 214V213H86ZM103 214V213H102ZM105 214V213H104ZM120 214V213H119ZM124 214V215H125ZM138 214V212H137ZM136 214V215H137ZM170 214V213H169ZM168 214V215H169ZM81 215V214H80ZM97 215V213H96ZM128 215H131L130 212ZM128 215H125V216H128ZM155 215H156V212H155ZM166 215V214H165ZM183 215V213H182ZM188 215V214H187ZM73 216V217H72ZM76 216V215H75ZM93 216V215H92ZM95 216V214H94ZM98 216V215H97ZM103 216L104 218V215H100V217ZM106 216V215H105ZM109 216V215H108ZM114 216V215H113ZM139 216H140V213H139ZM159 216V215H158ZM162 216V215H161ZM81 217V216H80ZM115 217H118L116 216L115 214ZM119 217L121 218V216L119 215ZM133 217V218H132ZM138 217V216H137ZM157 217V215L155 216ZM163 219L166 217L163 215L162 216ZM183 217V216H182ZM210 217V216H209ZM83 218V217H82ZM91 218V217H90ZM95 218V217H94ZM93 218V220H94ZM131 220L134 219V216H131ZM78 217H76L75 220H77ZM80 219V218H79ZM96 219H98L96 217ZM105 219V218H104ZM110 219V218H108ZM107 219V221H109ZM116 219V218H114ZM140 219V217H139ZM170 219V218H169ZM191 219V218H190ZM201 219V218H199ZM92 220V218H91ZM89 220V221H91ZM101 220V219H99ZM111 220L113 221V219L111 218ZM110 220V222H111ZM120 220V219H118ZM117 220V222H119ZM126 220V219H124ZM161 220V219H160ZM167 220V219H166ZM173 220V219H172ZM259 220V219H258ZM116 221V220H115ZM130 220H127L125 221V225L126 223L128 224ZM134 221V220H133ZM132 221V222H133ZM158 221V220H157ZM191 221V220H189ZM66 222L67 225H66ZM99 222V221H98ZM124 222V221H123ZM122 222V223H123ZM154 222V221H153ZM156 222V221H155ZM163 222V221H162ZM169 222V220H168ZM173 222V221H172ZM171 222V224H172ZM79 223V221H78ZM120 223V222H119ZM119 223H115V227H117V224ZM136 223V222H134ZM138 223V222H137ZM201 223V222H200ZM95 224V223H94ZM98 225V223H96ZM96 224L94 226H96ZM102 224V223H101ZM108 223H106L105 226H107ZM123 224V226H125ZM133 224V223H132ZM150 224V223H149ZM155 224V223H154ZM159 224V223H158ZM164 224V223H162ZM161 224V225H162ZM182 224V223H181ZM240 224V223H239ZM103 225V224H102ZM114 225V224H112ZM160 225V224H159ZM158 225V226H159ZM178 225V224H177ZM192 225V224H191ZM199 225V224H198ZM86 226L89 227V225L87 224ZM120 227V224L118 225ZM127 226V225H126ZM128 226H131L132 225L128 224ZM151 226V225H150ZM181 226V225H180ZM179 226V227H180ZM208 226V225H207ZM232 226V225H231ZM231 226H229L231 228ZM237 226V225H236ZM66 227V228H65ZM70 227V228H71ZM77 227H79L77 225ZM91 227V226H90ZM113 228L114 230H118V228ZM157 228V226H155ZM168 227V226H167ZM205 227V225H204ZM76 227H74V230H75ZM81 228V227H80ZM79 228V229H80ZM110 229L112 228L109 227ZM136 229V227L133 226L132 229ZM178 228V227H177ZM236 228V227H235ZM73 229V228H72ZM87 229V228H86ZM109 229V230H110ZM121 229V227H120ZM126 231L127 229L124 228ZM123 229V232H125ZM147 229V233L150 232L148 229L149 228H145ZM160 229V227H159ZM218 229V228H217ZM237 229V228H236ZM90 230V229H89ZM93 230V228H92ZM108 230V228L106 229V231ZM155 230V229H152V231ZM158 230V229H157ZM164 230V229H163ZM166 230V229H165ZM170 230V229H169ZM179 230V229H178ZM186 230V229H185ZM184 230V231H185ZM215 230V229H214ZM223 230V229H222ZM257 230L259 231L260 229L257 228ZM68 231V230H66ZM71 231V230H70ZM87 231V230H86ZM101 231V230H100ZM99 231V232H100ZM113 231V230H112ZM120 231V230H119ZM133 231V230H132ZM159 231V230H158ZM262 231V230H261ZM91 232V231H90ZM94 232V231H93ZM108 232V231H107ZM111 232V231H110ZM114 232V231H113ZM116 232V231H115ZM141 232V231H140ZM160 232V231H159ZM195 232V231H194ZM255 232V231H254ZM88 233V232H87ZM87 233H86V236H87ZM103 233H106V232H103ZM117 233V232H116ZM116 233H114L116 235ZM129 233V232H127ZM132 233V232H131ZM146 232H144L145 234ZM203 233V232H202ZM201 233V234H202ZM89 234V233H88ZM113 234V233H112ZM121 234V232H120ZM119 234V235H120ZM134 234V233H133ZM138 235L139 232H136L135 235ZM165 234V233H164ZM163 234V236H164ZM188 234V233H187ZM194 235L196 233H193ZM192 234V235H193ZM200 234V232H199ZM200 234V235H201ZM204 234V233H203ZM214 234V233H213ZM255 234V233H254ZM253 234V235H254ZM257 234V233H256ZM99 234H97L98 236ZM105 235V234H103ZM103 235L101 234L100 236L103 237ZM107 235H111V233L107 234ZM105 235V236H107ZM122 236H125L123 234H121ZM120 235V236H121ZM128 235V234H126ZM150 235V233L148 234V236ZM152 235V233H151ZM223 238H222V241L220 240V242H229L226 240L227 238V235L224 233L223 234ZM117 236L119 238V240H121L122 238L124 237H120ZM129 236H130V233H129ZM133 236V235H132ZM147 236V237H148ZM162 236V235H161ZM89 237V235H88ZM91 237V235H90ZM96 237V236H95ZM93 236V238H95ZM99 237V236H98ZM112 237V236H110ZM114 237V236H113ZM112 237V238H113ZM128 237V236H127ZM136 237V236H135ZM146 237V236H145ZM146 237V238H147ZM211 237V236H210ZM109 238V237H108ZM111 238V239H112ZM116 238V239H118ZM121 238V239H120ZM131 238V237H130ZM150 238V236H149ZM176 238V237H175ZM239 238V237H238ZM115 239V240H116ZM132 239V238H131ZM214 239V238H213ZM233 239V238H232ZM90 240V239H89ZM107 240V238L105 239ZM114 240V243L116 242H119V240L115 241ZM127 240L129 241V239L127 238ZM195 240V239H194ZM264 240V238H263ZM101 241V239H100ZM99 241V242H100ZM103 241H104V237H103ZM102 241V242H103ZM112 241V240H111ZM123 241V239H122ZM143 241V240H142ZM167 241V240H166ZM217 241V240H216ZM215 241V242H216ZM64 242V243H63ZM100 242V243H102ZM107 243H109L108 241H106ZM124 242V241H123ZM126 242V241H125ZM210 242V241H209ZM212 242V241H211ZM258 242H262L260 240H258ZM99 243V244H100ZM126 243H129V242H126ZM145 243V242H144ZM255 243V242H254ZM88 244V243H86ZM90 244L91 246L89 245H86L85 248H87L86 250V253H89L91 251V254H92V250H90L92 248V245H94V240H90ZM98 244V245H99ZM122 244V243H121ZM146 244V243H145ZM151 244V243H150ZM209 244V243H208ZM213 244V243H212ZM258 244V243H256ZM264 244V243H263ZM67 245V244H66ZM67 245V246H68ZM113 245V243H112ZM110 244V248L112 246ZM117 245V244H116ZM120 245V243L118 244ZM130 246V243L128 244ZM127 245V246H128ZM144 245V244H143ZM142 245V246H143ZM158 245V244H157ZM182 245V244H181ZM206 245V244H205ZM224 245V244H222ZM261 245V244H259ZM109 246V245H107ZM122 246V245H121ZM155 245H153V247H155ZM170 246V245H169ZM219 246V245H218ZM252 246H254V244H252ZM113 247V246H112ZM123 247V246H122ZM120 248L121 250L123 248ZM132 247V246H131ZM131 247H128L131 251ZM145 247V246H144ZM160 249L159 246H156ZM162 247V246H161ZM225 247V246H224ZM227 247V246H226ZM258 247V246H257ZM262 247V246H260ZM259 247V249H260ZM94 248V247H93ZM104 248V247H103ZM103 248L101 249V253L103 252ZM108 248V247H107ZM106 248V249H107ZM110 248L109 249V252H110ZM119 249V247H117ZM115 248V249H117ZM147 248V247H145ZM186 247L183 248V253L187 254V256H189V253L186 251ZM81 249V250H80ZM98 248H96L97 250ZM118 250V251H121V250ZM126 249V248H125ZM125 249L123 250V252L125 251ZM149 249H151V247H149ZM148 249V250H149ZM154 249H157V248H153L151 249L152 252ZM189 249V248H188ZM202 249V248H200ZM204 249V248H203ZM89 250V251H88ZM99 250V249H98ZM105 250V249H104ZM114 250V249H112ZM147 250V249H146ZM145 250V251H146ZM150 250V252H151ZM194 250V249H193ZM253 250V249H252ZM262 250V248H261ZM84 251V250H83ZM88 251V252H87ZM94 251V250H93ZM115 251V250H114ZM127 251V249H126ZM139 251V250H138ZM143 251V250H142ZM141 251V252H142ZM256 251V250H254ZM259 251V250H258ZM100 252V250H99ZM97 252L96 254L98 255ZM108 252V251H107ZM149 252V251H148ZM105 253V251H104ZM113 253V251H112ZM129 253V251H128ZM147 253V252H146ZM168 253V252H167ZM260 253V251L258 252ZM85 254V253H83ZM91 254H87L86 256V259L87 257L89 258V256H91ZM121 253H119L120 255ZM152 254L153 253H149ZM149 254H147V256H149ZM155 254V253H154ZM93 255V254H92ZM106 257L107 255L104 254ZM109 255V254H108ZM115 255V254H114ZM142 254L140 253V256ZM95 255H93L94 257ZM101 256V255H100ZM117 256V254H116ZM123 256V254H122ZM128 256V254L126 255ZM130 256V255H129ZM139 256V257H140ZM143 256V255H142ZM146 256V255H145ZM164 256V254H163ZM263 256V255H262ZM83 257V258H82ZM92 257V256H91ZM90 257V258H91ZM96 257V256H95ZM93 258L96 259V258ZM119 257V256H117ZM125 256H123L122 258H124ZM144 257V256H143ZM157 257V256H156ZM166 257V256H165ZM182 257V256H181ZM190 257H193V256H190ZM82 258V259H80ZM89 258V259H90ZM113 260L114 259V256L112 257ZM112 258L110 260V263L112 264ZM122 258H119L120 260ZM134 258V257H133ZM132 258V260H133ZM138 258V257H137ZM150 258V257H149ZM163 258V257H162ZM100 259V258H99ZM98 259V260H99ZM110 259V257H109ZM108 259V261H109ZM118 259V260H119ZM136 259V258H134ZM140 259V258H139ZM153 259V258H152ZM151 259V260H152ZM161 259V258H160ZM165 259V258H164ZM246 259V258H245ZM92 260V262H93ZM126 259L124 258V261ZM141 260V259H140ZM147 260V259H146ZM155 259H153L154 261ZM193 260V259H192ZM247 260V259H246ZM91 261V260H90ZM107 261V259L105 260ZM123 261V262H124ZM152 261V262H153ZM83 262V261H82ZM87 263L89 261H86ZM99 262V261H98ZM121 262V261H120ZM128 262V261H127ZM133 262V261H132ZM131 262V263H132ZM150 262V261H149ZM154 262H158V261H154ZM160 262V261H159ZM162 262V261H161ZM176 262V261H175ZM245 262V261H244ZM95 263V262H93ZM106 263V262H105ZM104 263V264H105ZM114 263V262H113ZM119 263V262H118ZM116 263V264H118ZM125 263V262H124ZM134 263H136V261H134ZM141 263V262H140ZM140 263H137V264H140ZM243 263V261H242ZM82 264V263H81ZM86 264V263H85ZM90 264V263H88ZM92 264V263H91ZM99 264V263H98ZM109 264V263H108ZM121 264V263H120ZM128 264V263H127ZM130 264V262H129ZM142 264V263H141ZM148 264V262H147ZM155 264V263H154ZM162 264V263H161ZM167 264V263H166ZM238 264V263H237ZM261 264V263H260Z\"/></svg>",
	"mask_w": 264,
	"mask_h": 264
}]
</instances>
